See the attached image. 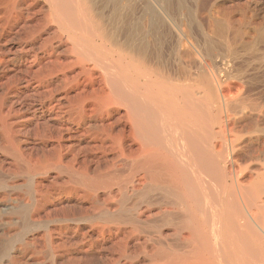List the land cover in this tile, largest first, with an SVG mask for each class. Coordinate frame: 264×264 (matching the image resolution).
I'll list each match as a JSON object with an SVG mask.
<instances>
[{"label":"bare ground","instance_id":"obj_1","mask_svg":"<svg viewBox=\"0 0 264 264\" xmlns=\"http://www.w3.org/2000/svg\"><path fill=\"white\" fill-rule=\"evenodd\" d=\"M196 9L0 0V264H264V27Z\"/></svg>","mask_w":264,"mask_h":264},{"label":"rangeland","instance_id":"obj_2","mask_svg":"<svg viewBox=\"0 0 264 264\" xmlns=\"http://www.w3.org/2000/svg\"><path fill=\"white\" fill-rule=\"evenodd\" d=\"M189 9L193 10L195 8V3L197 4L196 9V19L199 20L203 26L204 36L207 38H214L212 24L215 20H221L223 17L230 21V25H242L244 31L247 33H252L254 28L258 24H262L264 27V0H183ZM209 3V4H208ZM194 7H193V6ZM205 7H204V6ZM192 6V7H191ZM193 19V17L191 18ZM247 20V21H246ZM205 21V22H204ZM233 22V23H232ZM193 23L190 20V24ZM232 23V24H231ZM192 25V24H191ZM211 25V26H210ZM194 27V26H191ZM205 28V29H204ZM209 33V34H207ZM231 35H227V40H230ZM229 38V39H228ZM248 37L243 40L246 42ZM245 59H244V58ZM241 59L244 62H250V55H244ZM249 58L248 59H246ZM217 61H220V57H217Z\"/></svg>","mask_w":264,"mask_h":264}]
</instances>
